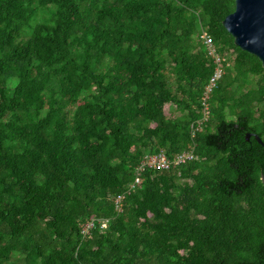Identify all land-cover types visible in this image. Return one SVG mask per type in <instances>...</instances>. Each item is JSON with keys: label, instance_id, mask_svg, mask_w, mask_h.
<instances>
[{"label": "trees", "instance_id": "1", "mask_svg": "<svg viewBox=\"0 0 264 264\" xmlns=\"http://www.w3.org/2000/svg\"><path fill=\"white\" fill-rule=\"evenodd\" d=\"M232 9L0 0V264H264V149L244 138L264 142V67L223 28ZM200 27L226 72L191 134L213 71ZM186 148L128 188L145 153Z\"/></svg>", "mask_w": 264, "mask_h": 264}, {"label": "built area", "instance_id": "2", "mask_svg": "<svg viewBox=\"0 0 264 264\" xmlns=\"http://www.w3.org/2000/svg\"><path fill=\"white\" fill-rule=\"evenodd\" d=\"M198 39L200 40L202 47L205 53L210 57L213 63V71L208 80V83L204 87V93L202 96V103L207 96V92L210 87L214 84L215 80L221 74L222 61L223 57L216 51L215 45L203 27H200L198 32ZM204 104V103H203ZM206 104L203 105L202 115L199 119L195 120L190 124L191 134L199 127L200 122L206 117ZM194 123V124H193ZM192 148L182 149L176 153H173L171 156H167L163 150H158L153 153H145L138 163L135 165L133 170V179L129 182L128 188L133 187L139 181V174L145 168H155V169H167L172 166L184 163L187 160L194 158ZM123 193H117L112 199L114 209L116 211L120 210V203ZM94 221L99 222L100 227H104L106 224V219L103 218H88L79 224V232L82 236L89 233V229L93 226Z\"/></svg>", "mask_w": 264, "mask_h": 264}, {"label": "water", "instance_id": "3", "mask_svg": "<svg viewBox=\"0 0 264 264\" xmlns=\"http://www.w3.org/2000/svg\"><path fill=\"white\" fill-rule=\"evenodd\" d=\"M220 22L233 44L256 56L264 67V0H233V9ZM249 136L264 149V142L257 133L246 131L244 138ZM259 179L264 187V168Z\"/></svg>", "mask_w": 264, "mask_h": 264}, {"label": "rangeland", "instance_id": "4", "mask_svg": "<svg viewBox=\"0 0 264 264\" xmlns=\"http://www.w3.org/2000/svg\"><path fill=\"white\" fill-rule=\"evenodd\" d=\"M226 52H228V51H226ZM230 55H231V54H230ZM227 61H228V64L231 63V62L229 61V59H227ZM220 67H221V74H222V73H225V72H226V65H225V64H220ZM216 81H217V79H216ZM170 106H171L170 103H165V104H164V113H165L166 115L177 114L178 111L175 110V109L173 110Z\"/></svg>", "mask_w": 264, "mask_h": 264}]
</instances>
